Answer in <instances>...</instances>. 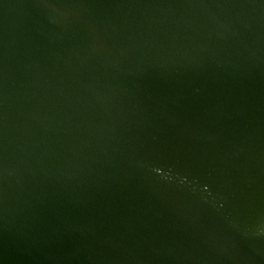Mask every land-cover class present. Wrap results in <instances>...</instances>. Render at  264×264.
<instances>
[{
	"label": "water",
	"instance_id": "obj_1",
	"mask_svg": "<svg viewBox=\"0 0 264 264\" xmlns=\"http://www.w3.org/2000/svg\"><path fill=\"white\" fill-rule=\"evenodd\" d=\"M0 264H264V0H0Z\"/></svg>",
	"mask_w": 264,
	"mask_h": 264
}]
</instances>
